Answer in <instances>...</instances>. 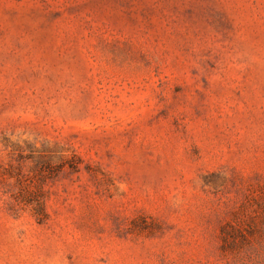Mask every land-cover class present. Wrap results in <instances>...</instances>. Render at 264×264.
Wrapping results in <instances>:
<instances>
[{
	"label": "rangeland",
	"instance_id": "rangeland-1",
	"mask_svg": "<svg viewBox=\"0 0 264 264\" xmlns=\"http://www.w3.org/2000/svg\"><path fill=\"white\" fill-rule=\"evenodd\" d=\"M0 264H264V0H0Z\"/></svg>",
	"mask_w": 264,
	"mask_h": 264
},
{
	"label": "trees",
	"instance_id": "trees-1",
	"mask_svg": "<svg viewBox=\"0 0 264 264\" xmlns=\"http://www.w3.org/2000/svg\"><path fill=\"white\" fill-rule=\"evenodd\" d=\"M33 211H34V216L38 220L39 224L44 223L47 218L45 202L43 200L39 201L34 207Z\"/></svg>",
	"mask_w": 264,
	"mask_h": 264
}]
</instances>
